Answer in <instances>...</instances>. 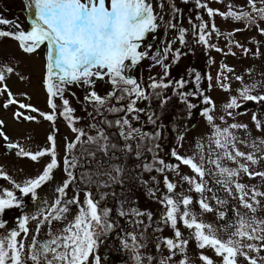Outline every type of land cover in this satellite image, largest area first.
<instances>
[{"label": "snow or ice", "instance_id": "obj_1", "mask_svg": "<svg viewBox=\"0 0 264 264\" xmlns=\"http://www.w3.org/2000/svg\"><path fill=\"white\" fill-rule=\"evenodd\" d=\"M185 4L190 0H183ZM216 3H224V0H212ZM260 7H257V0H247V7L250 11L244 10V6H235L231 3L226 5L227 11L220 12L208 6L204 0H195V8L198 10L194 22L189 18L190 30L178 23L175 15H171L167 21L163 16V3H157L154 7L153 0H26L29 11L34 8V18L30 22V30L25 31L19 23L0 18V26H8L15 30L0 29V38H11L18 42L19 48L26 54L35 53L42 45L46 46L45 75L42 86L46 93L47 111L41 110L30 103L19 102L8 88L7 74H13L14 68L0 65V96H6L2 103L4 109L10 106H17L13 118L17 121H28L40 123L49 122L51 129L46 136V146L35 152L26 149L19 143L8 142L6 147L15 150L19 158H26L33 163H40L46 158L39 174L28 177L17 183L6 172L0 170V179L10 182L20 196L13 190L3 189L0 192V229H4L7 221L2 219L6 210L24 207L22 197H29L33 202L39 199L38 190L55 180V173L62 172L63 178L59 185L54 188L56 198L49 204L41 202V206L32 214H21L15 218V227L9 230L8 234L0 237V264H89L90 256L94 255L101 235H106L113 228L110 222L111 209L101 207L100 200L94 198V193L88 191V186L96 184L98 187H110L111 184L123 186L122 175L124 167L111 163L114 159L121 157H134L141 161L136 165L142 172H156L163 175V185L166 194L157 197L159 188L148 187V181L138 175L135 180L147 188L148 194L162 205L163 211L157 227L154 231L162 232L163 224L169 227L172 237H157L155 248L160 253L163 248L167 249V256H160L159 264H190L186 256V248L189 240L184 238L178 225L189 230V236L194 239L196 247L201 250L198 256L201 264H215L212 258L205 255L203 250L211 249L216 257L220 258V264H239V258H243L246 264H264V218L259 212L264 210V205L258 198H264V191L257 186L239 182L240 177L248 179L260 178L264 181V171H253L251 166L257 165L264 160V155L257 153L264 152V138L253 140L250 136L241 139L236 135L235 130H243L248 133V125L244 123L228 124L225 117L235 119L237 113L234 110L241 107L238 102H264V94H253L260 87H264V81L244 83V77L236 75L235 70L221 62L216 75L215 87L225 93H231V81L239 82L240 87L235 91L237 95H230L228 100L221 105L222 114L219 120L226 126L216 124L217 111L216 102L209 95H206L202 87V81H208V91L213 89L212 77L208 73L202 74L195 68H188L186 76L179 79H171V65L176 64L184 55L181 48H174L179 43L181 47H187L186 34L192 35L193 43L201 45L205 54L214 50L225 56H235L232 47L242 50L248 55L250 49L244 47L238 41L232 39L237 32H242L255 26L260 35H264V28H260L258 20H264V0H259ZM159 8L158 12L156 8ZM172 13H180L175 4L170 5ZM204 10L209 17L205 21L199 10ZM220 16L227 20L243 21L244 29L236 28L224 33L215 24L214 18ZM163 27L166 30H173L177 35L171 40L161 41L156 46L154 53L151 45L142 43ZM213 34L217 38L223 36L227 44L224 48L211 43ZM191 50V49H189ZM254 56H259V48ZM171 57V64L165 63ZM149 60V69L160 67L162 75L159 80L154 76L148 77L147 86L134 73L144 60ZM215 61L209 56L207 64L210 67ZM251 70H246L250 74ZM227 73L232 74L231 76ZM24 79V77H20ZM110 85V90L101 96L96 90L98 82ZM191 84V90H185ZM73 86L85 89V95L81 101L71 89ZM178 97V102L183 105L187 116L190 118L193 110L199 108V115L204 119L206 125L211 129L208 136V149L205 155L204 145L199 141H193L194 151L192 155H182L181 149L186 140L185 133L173 127L179 141L166 155L174 162H166L159 156L162 146L159 141L163 137L166 124L161 122V116L155 111L138 107L141 101L147 102L152 98L159 101L161 109L167 106L169 97ZM67 94V96H66ZM26 95V94H25ZM71 96L82 105H91L93 111L88 115L93 122L87 128L94 131H86L83 127L76 125L82 117L76 116V109L72 106ZM30 100V97H28ZM192 100H198L193 103ZM126 101V103H124ZM111 102V103H110ZM203 105V107H200ZM23 110V111H22ZM84 111H87L85 108ZM107 112L116 116L115 119H108L104 113ZM141 115L146 120H141ZM58 120L65 123L73 138L68 140L63 137V152L61 157L58 151L57 135L59 128L56 127ZM133 121L139 127L133 126ZM257 131H264V121L258 118L256 113L251 116ZM152 125L154 131H144L145 125ZM4 122L0 120V137L9 141V137L2 130ZM195 127V125H193ZM106 129H117L116 135L123 143H113L112 134ZM238 144H246L253 149L252 152H242ZM214 146V147H213ZM119 152L120 156L116 153ZM97 154L101 158H97ZM150 160H145V156ZM199 156V160H197ZM104 158H107L106 160ZM244 161V162H241ZM232 162L236 167L226 166ZM207 164V167H206ZM88 165H94V172H87L84 169ZM186 167L193 176L181 174V168ZM79 172V176L77 173ZM174 173L178 183L188 185V192L200 194V199L195 200L191 195L184 192L177 193V183L172 182L166 173ZM107 177V180L94 179V177ZM206 176L211 177L213 183L219 188L208 187ZM151 180L158 184L156 176ZM81 183L84 187L81 188ZM75 185L72 196L68 191ZM222 190L233 200H238L240 207L246 212L241 214L235 211L236 220L221 225L219 231L227 236L221 239L217 235V229L208 223L197 218L192 210V205H198L201 214L214 213L218 220H224L225 211L214 209L209 203V197L205 192L212 193L210 197L218 206H224L227 200L216 195ZM84 193V200L79 199L80 192ZM71 206H77V214L71 221H68L62 228H55L54 223H63L67 220ZM119 215L121 217L131 216L135 218L147 217L149 223L145 224L143 219H136L137 226L143 225L144 231L151 227L152 213L132 207L125 209L121 204ZM35 221V234H31L29 224ZM99 229V231H97ZM44 239H40V234ZM31 234V243L26 245V238ZM132 244L124 243V248L133 253L135 264H153L155 257L143 256L140 249L146 244L138 242L133 233L127 234ZM144 232H141V239H144ZM250 253H256L253 256ZM181 255L178 261L174 260ZM94 264H100L99 257H96Z\"/></svg>", "mask_w": 264, "mask_h": 264}, {"label": "rangeland", "instance_id": "obj_2", "mask_svg": "<svg viewBox=\"0 0 264 264\" xmlns=\"http://www.w3.org/2000/svg\"><path fill=\"white\" fill-rule=\"evenodd\" d=\"M163 3V16L164 20L167 21L171 15L176 16V20L174 22L178 23L179 26H182L186 29L190 30L189 25V18L199 23L195 20L197 9L195 8V0H190L189 3L185 4L183 0H153L154 7H156L157 3ZM204 2L208 3V6L213 9H219L220 12H226L228 9L226 5L231 3L235 6H244V10L250 11L247 7V0H224V3H216L212 2V0H204ZM175 4V6L180 9V13H172L170 5ZM259 0H257V7H260ZM156 10L159 12L160 9L157 7ZM200 14L203 16L205 21H209V17L206 15L204 10H199ZM0 18L7 19L13 21L14 23H19L21 27L27 31L30 30V22L31 19L34 18V8L32 11H29L26 0H0ZM216 26L219 28L221 32L227 33L232 31L233 29L240 28L244 29L245 25L243 21L237 22L233 21L231 18L225 20L220 16H216L214 18ZM257 23L259 24L260 28H264V20H258ZM0 29L3 30H15L9 28L8 26H0ZM177 35L176 31L173 30H166L161 27L157 33L152 35L151 37L147 38L142 43L143 50L144 45H151L152 52L150 55L155 52L156 46L161 43V41H167L173 39ZM186 39L188 41L187 47H181L179 43L173 45L174 48H181L182 55L181 59L174 65H171L170 68V77L171 79H179L183 76V74L175 73L173 69H177L181 67L184 63L190 62L192 65L196 62H199L201 73H208L212 77L211 83L213 84V89L208 91V81H202V87L205 89L206 95H209L213 98L216 102L217 111L214 115L217 117L215 123L220 125L221 127L226 126L223 122L219 120V115L222 114L221 112V105L226 102L230 95H237L236 89L240 87L239 82L235 80L231 81V93H225L219 88L215 87L216 84V75L219 70L220 63L223 62L229 67H232L235 70L236 75H241L244 77L245 84H251L253 82H260L264 81V35H260L259 32L256 30V27L253 26L250 29H247L242 32H237L232 37V39L238 41L240 44L244 45V47L249 48L251 51L248 55L242 53V50L236 47H232V51L236 53L235 56L231 55H223L221 53H217L216 51L212 50L205 54V49L203 46L193 43V37L190 34H186ZM211 43L217 44L219 47L224 48L227 51L225 45L227 44L226 39L221 36L219 38L213 34L211 38ZM42 47H40L35 53L33 54H26L24 53L18 46V42L12 40L11 38H0V65L4 66H11L14 68L13 74H7L8 78L6 80L8 88L14 94V97L23 103H30L33 106L47 111L46 107V93L42 86V81L45 75V65L42 55ZM259 48V56H254L253 53L257 51ZM191 49V50H189ZM209 56L215 61L210 67L207 64ZM151 61L144 60L139 68L132 73L138 79H141L145 86L148 84V77L154 76L158 80L162 75V69L160 67H153L149 69V64ZM165 63L171 64V57L165 61ZM246 70H251L250 74H246ZM228 75H232L227 73ZM24 77V79H20V77ZM188 78V77H185ZM83 89V90H81ZM95 90L101 95H105L107 91L110 90V85L105 84L104 82H98L96 84ZM188 90V87L185 89ZM72 92L76 93V96L83 100L85 95V89L82 87L73 86L71 89ZM26 94V95H25ZM253 94H264V87H260L257 92ZM167 95L171 97L167 106L163 109L159 107V101L155 98L150 99L147 102L141 101L138 103V107L148 109L150 106L151 111H155L158 115L161 116V122L166 124V129L163 132V137L159 141L162 146V150L159 152V156L166 160V162H174L170 159L169 156L166 155L172 147H175L179 141L176 139L177 133L174 132L172 129L175 126L181 132H183L184 128L187 127L188 131L185 133L186 140L183 142L184 147L181 149L182 155H192L194 149L193 141H199L201 144L204 145L205 155H207L208 149V136L211 135V129L206 125L203 118L199 115V108L193 110L192 116L189 118L186 114V111L178 102V97L172 96L171 90L168 91ZM67 96V94H66ZM30 97V100L28 99ZM71 100L72 106L76 109V116L82 117L81 121L76 125L77 127H83L86 131H90V134H95L94 131H91L87 128L89 123L93 122L91 116L88 115L89 112H92L91 105H82L76 99H73L71 96H68ZM6 99V96H0V120L4 122L3 131L9 137V141H3L2 137H0V170L6 172L13 180L17 183L22 182L24 179L28 177H34L39 174L40 170L42 169L43 164L46 162V158L42 159L40 163H33L29 159L26 158H19L15 155V150L12 152H6L3 148L4 144L8 142L12 143H19L24 146L26 149H29L33 152L38 150L39 148H43L46 146V136L48 135L51 125L49 122L41 121L40 123L35 122H28V121H17L13 118V113L18 110L17 106H10L8 109H4L2 107L3 101ZM193 103H198V100H192ZM240 104L246 105L243 109H235L234 111L237 113H242L241 115H237L235 119H231L225 117L228 124L231 123H244L248 125V133H245L243 130H235L236 135L239 136L241 139H246L250 136L253 140L257 138H264V131H257L253 122L251 121V116L253 113L258 115V118L261 121H264V102L259 104L255 102H244L238 100ZM111 103V102H110ZM126 103V101L124 102ZM82 107V110L80 108ZM203 107V105H200ZM87 111H84V109ZM23 111V110H22ZM107 113V112H106ZM109 115V113H107ZM141 120H146L144 115H141ZM195 125V127H193ZM133 126L139 127L140 125L133 121ZM56 127L59 128V134L57 135V144H58V151L59 155L62 157L64 155L63 152V137H67L68 140L73 138L72 133H70L65 126V123L62 120H58L56 123ZM117 130V129H116ZM154 127L152 125H145L144 131L152 132L154 131ZM118 131V130H117ZM118 137V136H117ZM119 139V137H118ZM122 144L123 142L120 141ZM214 147V146H213ZM237 147L240 151L248 153L252 152L253 149L246 144H238ZM257 155H264V152L257 153ZM145 160H150V156H145ZM197 160H199V156H197ZM134 163L137 165L141 163V161H137L133 157ZM244 162V161H241ZM113 165L119 164L124 167V173L122 175V179L124 181L123 186L120 184H111V186L104 191L113 195L115 199L114 201V211L110 212V221L113 224V232L107 233L106 235H101L99 238V242L97 247L94 250V255L90 256L89 264H94V260L96 257H99V261L104 259L102 254H98V250L105 253L108 257L105 264H135L133 260V253L129 249L124 248V243L127 242L129 245L132 244L130 237L127 235L128 233H133L136 235L137 240L141 244H146L145 248L140 249L141 254L143 256L151 255L155 257L153 264H159L160 256H167L168 252L166 248H163L160 253H157L155 244L157 242L156 238H163V237H172L173 232L169 227L160 224L159 226L163 228L162 232L154 231L157 227V222L160 220L161 212L163 211L162 205L157 202L156 199H153L147 192V188L142 184L134 181L135 176H142L143 180H147L148 187L152 188H159V191L156 193L157 197H161L166 194V189L163 185V175L152 172L146 173L142 172L141 169L135 173L134 169L132 168L131 172L127 169L128 166H132L131 163L125 162L122 160L121 162H114ZM226 166L228 167H236V165L232 162H227ZM207 167V164H206ZM87 172H94L95 167L93 166L92 170L84 169ZM94 170V171H93ZM251 170L253 171H264V160L258 162L257 165L251 166ZM79 173V172H78ZM169 176V179L177 183L176 192H184L185 195H191L195 200L200 199V194L195 192H188L186 189L188 188L187 184L181 186L178 183L179 178L174 173H166ZM181 174L193 176L186 167L181 168ZM79 176V174H78ZM152 176H156L158 184L154 183L151 180ZM55 180L51 183L47 184L46 186L42 187L38 190L39 199L33 202L30 196L27 198L25 202V207L22 210L21 214H32L34 213L40 206L41 202L47 201L51 204L54 199L56 198V194L54 192V188L59 185V182L63 178V174L60 171L55 173ZM95 179L100 180H107V177H95ZM205 179L208 181V187L219 188V186L215 185L211 179V177L206 176ZM251 187L255 185L258 187L260 191H264V181L260 178L256 179H248L246 176H241L240 181ZM83 188L84 186H80ZM103 187H101L102 189ZM3 189L13 190L14 193L18 196V190L13 188V185L0 179V192ZM75 189V185L72 186V189L68 191V196H72L73 190ZM100 189V190H101ZM88 191H91L88 187ZM103 192L102 196L105 195ZM205 196L209 197L208 203L218 211H225L226 216L224 220H218L216 214L214 213H203L201 214L200 209L197 204H193L192 210L197 214V218L202 220L205 223L213 225L218 231L217 235L221 239H227V236L224 235L222 232L219 231L221 225H224L228 222L235 221L236 215L235 211L239 210L241 214L246 212V210L240 207L238 200H233L231 197L227 196L222 190H218L216 195H219L221 199H225L228 203L224 206L216 205V202L212 200L210 197L212 193L205 192ZM79 199L81 203L84 200V193L83 191L79 194ZM261 200V204L264 205V198H258ZM123 204L125 209L128 208H138L142 211H148L152 213L153 219L151 221V227L144 231V226L140 225L137 226L135 223L136 219H143L145 224L149 223L147 217H140L135 218L131 216L121 217L119 215V210ZM104 206V204H103ZM110 207L109 204H107ZM107 207V208H108ZM111 209V208H109ZM77 206H71L70 213L67 216V220L63 223H54L55 228H62L64 224L68 221H71L73 217L77 214ZM115 212V213H114ZM114 213V214H113ZM20 214V215H21ZM259 216L264 218V210L259 212ZM7 225L4 229H0V237H4L8 234L9 230L15 227V221L8 220ZM31 229V234H35L36 229V222L32 221L29 224ZM181 232L184 234V238L189 240V244L186 248V256L190 261V264H201L198 259L200 251L196 245L194 239H191L189 236V230L185 229L182 224L178 225ZM99 231V229H97ZM144 232V239H141V232ZM31 234L26 238V245L31 243ZM44 234H40V239H44ZM103 247V250H102ZM204 254L209 256L213 259L215 264H220V258L216 257L215 253L211 249L203 250ZM250 255H257L256 253H250ZM260 256H264V252L259 253ZM181 255H177L174 260L178 261ZM144 264H147V260H144ZM239 264H246V261L243 258H239Z\"/></svg>", "mask_w": 264, "mask_h": 264}, {"label": "trees", "instance_id": "obj_3", "mask_svg": "<svg viewBox=\"0 0 264 264\" xmlns=\"http://www.w3.org/2000/svg\"><path fill=\"white\" fill-rule=\"evenodd\" d=\"M200 67H201V66H200L199 62H196V63L193 64V65H192L190 62H186V63H184L181 67H178L177 69H173V70H174L175 73L183 74L182 77H187V76H186V70H187L188 68H195L196 70L202 72ZM191 88H192V85L189 84V85H188V90H191ZM81 90H83V89H81ZM80 110H82V107L80 108ZM104 115L107 116V118L110 119V120L116 118V116H114V115H112V114H109V115H108L106 112L104 113ZM106 130H107L109 133L112 134V142H113V143H120V140L118 139V137H117V135H116V133H117V130H116V129H106ZM116 155H117V156H120V153L117 152ZM97 158H98V159L101 158V155H100V154H97ZM104 159L106 160L107 158H104ZM122 160L124 161V163H125V162H128V163H131V164H132V166H128V165H127V167H128L127 169H128L130 172L132 171V170H131L132 168L134 169L135 173L138 172L139 169L136 168V164H135L134 161H133V157H127V158H125V157H121V158L118 159V160H117V159L112 160L111 163H114V162H121ZM93 166H94V165H88V166H86L85 169L88 168V169L92 170ZM94 167H95V166H94ZM93 171H94V170H93ZM78 174H79V173H77V175H78ZM94 179H95V177H94ZM134 179H135V178H134ZM80 186H84V184L81 183ZM88 187L90 188V190H92V192L94 193V198L97 199V200H100V197L102 196V193L106 191V190L104 191V188H106V189L109 188V187H103V188L101 189V187H98L96 184H91V185H89ZM100 189H101V190H100ZM104 194H105V195H103V196H104L105 198H104L103 200H100V204H101L102 207H108L107 204H109L110 207H108V208H111V210H112L111 213H112V212L115 210V209L113 208V207H114V201H113V199H115V197H114L113 195H110V194L107 193V192H105ZM18 196H20V194H18ZM21 199H22V202H23V204H24V206H25V197H22ZM103 204H104V206H103ZM114 213H115V212H114ZM114 213H113V214H114ZM20 214H21V209H20V210H17V209L6 210V212H5V213L3 214V216H2V219H3V220H6V221H8V220H13V221H15V218L19 217ZM110 222H111V221H110ZM111 232H113V229L109 231V233H111ZM102 250H103V247H102ZM98 254H99V255L102 254V255L104 256V259L101 261V264H105L108 256H107L105 253H103L102 251H100V250H98Z\"/></svg>", "mask_w": 264, "mask_h": 264}, {"label": "water", "instance_id": "obj_4", "mask_svg": "<svg viewBox=\"0 0 264 264\" xmlns=\"http://www.w3.org/2000/svg\"><path fill=\"white\" fill-rule=\"evenodd\" d=\"M244 107H246V105H244V104H241V107H240V108H238V109H243ZM5 149H6L7 151H10V150H12V149H8L6 146H5Z\"/></svg>", "mask_w": 264, "mask_h": 264}]
</instances>
